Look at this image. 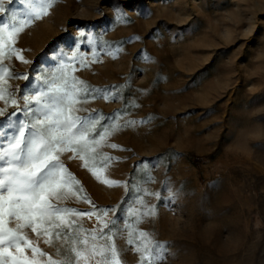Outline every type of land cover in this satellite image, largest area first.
I'll return each instance as SVG.
<instances>
[{"label":"rangeland","instance_id":"1","mask_svg":"<svg viewBox=\"0 0 264 264\" xmlns=\"http://www.w3.org/2000/svg\"><path fill=\"white\" fill-rule=\"evenodd\" d=\"M14 46L3 65L29 77L6 81L17 99L69 65V78L98 90L79 114L98 116L99 132L119 125L88 161L100 180L61 156L79 181L62 206L114 209L106 219L120 229L129 209H152L136 227L165 245V264H264V0H54ZM75 219L100 226L96 215ZM121 259L139 264L132 250Z\"/></svg>","mask_w":264,"mask_h":264},{"label":"snow or ice","instance_id":"2","mask_svg":"<svg viewBox=\"0 0 264 264\" xmlns=\"http://www.w3.org/2000/svg\"><path fill=\"white\" fill-rule=\"evenodd\" d=\"M15 2L8 0L6 6L0 0V15L11 12L7 21L0 23V101L5 105L0 108V264H124L122 252L128 250L139 254V264H165L169 255L165 245L136 227L143 217L154 214L152 209H129V219L120 229L115 220L106 219L114 209L84 213L62 206L61 201L75 194L71 186L79 185V181L65 167L61 156L71 152L69 159L84 160V167L100 180L88 161H95L97 148L108 135L119 130V125L99 132L98 116L79 114L87 111L80 105L98 90L90 89L75 76L69 78V65H61L56 73L43 79L37 76L40 83L34 91L17 99L6 81H27L29 77L11 73L3 61L21 51L14 46L18 35L34 20L48 15L54 0H19L24 6L22 13L11 10L10 5ZM127 6L125 2L124 7ZM19 58L28 63L22 56ZM9 106L15 111L9 113ZM104 159L111 158L105 155ZM103 182L109 186L118 184ZM79 191H83L82 186ZM140 203L147 208L142 200ZM85 215H96L100 226L83 228L75 218ZM29 230L37 234L36 239L30 238ZM125 232L130 247L121 249L116 240L124 239ZM40 239L54 252L41 249Z\"/></svg>","mask_w":264,"mask_h":264},{"label":"trees","instance_id":"3","mask_svg":"<svg viewBox=\"0 0 264 264\" xmlns=\"http://www.w3.org/2000/svg\"><path fill=\"white\" fill-rule=\"evenodd\" d=\"M200 159H201V158H199V157H195V158H193V161L196 162V163H198V161H199Z\"/></svg>","mask_w":264,"mask_h":264}]
</instances>
